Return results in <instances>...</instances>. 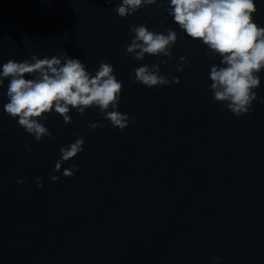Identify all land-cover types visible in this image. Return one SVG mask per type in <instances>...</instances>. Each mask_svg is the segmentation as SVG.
<instances>
[{"label":"water","instance_id":"water-1","mask_svg":"<svg viewBox=\"0 0 264 264\" xmlns=\"http://www.w3.org/2000/svg\"><path fill=\"white\" fill-rule=\"evenodd\" d=\"M118 2L0 0V64L65 50L89 71L109 62L124 82L119 110L135 117L121 132L107 121L89 130L100 120L95 109L73 114L70 125L52 115V139L34 143L3 113L0 96V264H264V103L236 117L214 102L207 84L216 61L190 40H178L161 66L167 74L185 56V70L172 73L179 84L130 82L137 62L122 47L128 25L163 31L171 21L154 5L120 19ZM257 9L264 25V0ZM74 133L85 141L69 162L79 171L51 182Z\"/></svg>","mask_w":264,"mask_h":264},{"label":"clouds","instance_id":"clouds-1","mask_svg":"<svg viewBox=\"0 0 264 264\" xmlns=\"http://www.w3.org/2000/svg\"><path fill=\"white\" fill-rule=\"evenodd\" d=\"M153 5L163 9L171 26L157 31L146 21L128 25L130 43L122 47L125 57L137 62L128 74L130 82L148 89L179 84V77L172 73H182L189 63L187 58L180 56L167 74L161 66L172 59L178 40H190L203 49L205 57L216 61L208 67L207 84L214 102L236 117L250 115L254 101L264 103L256 91L264 72V25L254 20L257 0H119L113 10L120 19H128ZM149 58L156 62H144ZM123 83L111 63L101 61L89 71L82 59L66 50L43 57L33 53L27 59H8L0 64V96L5 101L2 111L34 143L52 139L46 124L49 116L56 115L64 125H70L73 114L80 118L89 109L97 110L100 117L98 122L86 125L89 130L102 128L107 121L123 132L135 121L134 116L119 110ZM74 136L59 148L52 168L58 175H49L51 182L72 178L79 171L78 165L69 162L83 152L85 141L83 136ZM24 147L32 150L28 143ZM66 163L69 166L63 168ZM36 183L43 187L39 177ZM212 264L222 261L216 257Z\"/></svg>","mask_w":264,"mask_h":264}]
</instances>
